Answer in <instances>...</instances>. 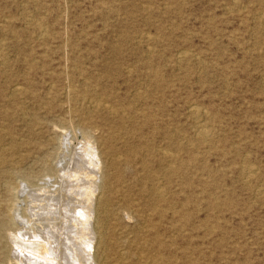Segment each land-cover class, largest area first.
<instances>
[{"label":"rangeland","instance_id":"rangeland-1","mask_svg":"<svg viewBox=\"0 0 264 264\" xmlns=\"http://www.w3.org/2000/svg\"><path fill=\"white\" fill-rule=\"evenodd\" d=\"M0 138L2 202L94 172L58 264H264V0H0Z\"/></svg>","mask_w":264,"mask_h":264},{"label":"bare ground","instance_id":"bare-ground-1","mask_svg":"<svg viewBox=\"0 0 264 264\" xmlns=\"http://www.w3.org/2000/svg\"><path fill=\"white\" fill-rule=\"evenodd\" d=\"M95 104L99 105L98 102H95ZM105 106L107 107V105ZM190 109L194 113H199L200 110L196 105H192ZM75 132L76 131H74V133ZM79 133L80 132H78V134ZM85 135L87 138L85 151L88 156V161H85L94 166V168L96 169L95 166H99L101 164V161L98 158L96 151H94V148L92 146L93 144L89 139V134L85 133ZM88 150L91 152L88 153ZM64 158H66V153L63 155V158L61 157V159ZM77 161L78 160L76 154H73L68 162L67 160L65 161L67 162L66 165L62 166L59 169L57 168L59 174L57 173L58 176L56 175L57 178L55 177L56 179L53 182V186L51 188L41 185L36 190L31 189L30 193L32 194V201L30 199H21L20 196L15 193H13L11 197L6 201H0V236H2V238L6 240V244L9 243L11 245L10 252L13 255H11L10 253L9 254L18 259V261H16L14 264H58L56 260L58 258V254L61 253L75 255L80 259L83 258L82 251L84 246L82 247V245L84 244L85 240H87L84 238L85 233L83 230L86 228V224H88L87 222L90 223V221H88L89 213L87 209L90 211V214L91 211L94 210L92 202H94L93 198L96 183L94 178L92 177V174L94 172H92L91 170H87L86 172H84V170H79L80 168L78 169L76 165ZM56 185L58 186L55 187ZM98 188L99 187L97 185V191ZM86 202H89L88 205L84 204ZM104 205L102 204L101 206L103 207ZM22 206L25 207L24 215L28 213L29 215L35 217V220L26 227L19 226L15 220V214L21 210ZM74 208H77L75 210L77 212V215H69V212H71ZM89 227L90 226H88V228ZM71 232H74L75 235H70ZM26 234H30L29 236L31 237H27ZM88 242H90L89 239ZM10 258L13 259L12 257Z\"/></svg>","mask_w":264,"mask_h":264}]
</instances>
